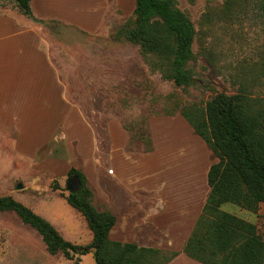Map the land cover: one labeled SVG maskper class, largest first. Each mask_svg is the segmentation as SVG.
<instances>
[{
  "label": "crops",
  "instance_id": "1",
  "mask_svg": "<svg viewBox=\"0 0 264 264\" xmlns=\"http://www.w3.org/2000/svg\"><path fill=\"white\" fill-rule=\"evenodd\" d=\"M127 1L30 0L32 17L22 14L14 2L0 9V141L3 142L0 157L9 148L3 159L11 163V154H15L18 158L15 165L21 167L26 163L25 177H29L26 189L10 191L9 196L19 201L16 194L30 192L36 207L42 201L58 199L61 202L58 208L61 209L37 212L32 208L35 207L32 205L34 202L28 207L48 220L66 240L81 244L85 243L83 238H87L89 243L92 232L84 217L67 203L59 190H53L51 186L44 190L30 187V181L43 174L46 185L55 179L62 186L67 181L68 170L74 167L85 175L93 192L95 208L108 210L115 216V223L109 231L110 239L176 251L177 254L166 264H174L177 258H189L203 264L182 252L209 192L207 172L213 162L202 171L203 174L195 169L198 147L194 142L203 140L181 113L173 117L158 115L149 119L154 150H128L125 147L129 143V135L116 118L109 117L105 122L107 139L103 160L99 155L101 146L96 133L79 105L67 98L65 84L41 32V24L50 20L95 32L109 12L117 17L129 15L131 6L124 12ZM111 4L120 13L111 11ZM70 9L72 14L69 16ZM77 19L94 21L87 26L76 22ZM173 120L179 124L169 125L171 123L168 122ZM183 129L185 131H181ZM28 131L34 133L30 136ZM54 140L63 143V153L41 156V151ZM201 146L206 148L204 144ZM161 150L162 156L153 158ZM187 155V171L172 173L173 162L177 163ZM7 178V174L0 176V186H4ZM144 196L148 200L141 198ZM10 211H1L0 215ZM64 211H68L71 221L62 219ZM76 223L83 227L78 235L79 243L74 239L77 236ZM39 238L45 248L40 234ZM30 250L29 241H23L12 232L6 222L0 223V264H9L1 261L7 259L11 251L19 261L22 257L27 259L25 263L33 264L35 261L27 255ZM46 252L47 257L62 259L65 264H82L85 258L92 262L93 258L92 252H88L79 255V261L75 263L60 252L53 255Z\"/></svg>",
  "mask_w": 264,
  "mask_h": 264
},
{
  "label": "rangeland",
  "instance_id": "2",
  "mask_svg": "<svg viewBox=\"0 0 264 264\" xmlns=\"http://www.w3.org/2000/svg\"><path fill=\"white\" fill-rule=\"evenodd\" d=\"M174 1L176 6L191 19L195 28L192 43L193 58L187 63L194 81L185 88L177 87L172 81L160 77L154 67V54L144 53L136 42L117 35L116 32L125 23L132 24V18L129 17L135 7V0H128L124 7L126 12L131 6L129 15L117 17L109 12L95 32H86L56 20L41 24L46 46L65 84L66 96L79 105L92 125L98 144L101 146L99 155L103 160L107 139L105 122L109 117L116 118L129 135V143L125 148L128 150L139 148L151 152L154 146L150 138L149 119L153 116L173 117L179 115L181 109L192 112L196 108H204L206 102L218 92L225 94L245 92L255 101H264V12L257 7V0ZM12 3V0H0V9ZM110 9L120 13V10L114 8L112 4ZM68 14L69 16L72 14L71 9ZM77 20L76 22L86 23L87 26L94 21V19L93 21ZM173 121L168 122L171 123L169 125L179 124ZM173 131L177 133L175 129ZM32 133L34 132L28 131V135L31 136ZM187 141L189 143L191 139ZM2 143L0 141V148ZM194 143L198 147L195 169L197 173L203 174L202 171H205L212 162L217 161V158L204 141L201 143L206 146L205 149L200 147L202 144L198 140ZM195 145H192L193 149ZM63 151V143L54 140L48 148L41 151L40 155H51L52 152L54 155H60ZM8 152L9 148L2 152L0 157V176L2 174L8 176L6 183L3 182L4 186H0V196H8L10 191H20L29 186V177H25L27 164L16 166L18 158L15 154H11L13 158L11 163L9 160L5 161L3 158ZM161 153L163 154L162 150L153 158L161 157ZM187 157L188 155L184 156L177 163L173 162L174 169L171 168V172L179 174L187 171ZM165 170L169 172V169ZM43 175L37 180L32 179L30 187L44 190L56 181L51 179L46 185ZM17 182H21L23 188L16 189ZM57 190L61 195L67 194L66 181ZM16 196L26 206L33 202L32 205H36L30 192ZM141 198L148 200L145 196ZM59 205L61 202L58 199L51 198L42 201L40 206L32 208L37 212L44 209L53 211L61 209L58 208ZM66 205L69 206L67 203ZM221 209L254 223L264 239V201L259 203L255 212L232 203L222 204ZM10 212L0 215V223L6 222L12 232L23 241H29L31 250L27 255L35 261L33 264H65L62 259L47 257L38 232L23 223L13 211ZM64 212L62 219L71 221L72 218L67 216L68 211ZM76 224L77 236L74 239L79 243L78 235L81 234L83 227L80 223ZM149 232L153 233V230L149 229ZM83 239L85 243L81 244L88 243L87 238ZM13 252L11 251L7 259L1 262L9 264L26 262L27 259L22 257L19 261ZM91 260L92 262L85 258L82 264H96L92 257ZM174 264L199 263L189 258H177Z\"/></svg>",
  "mask_w": 264,
  "mask_h": 264
},
{
  "label": "trees",
  "instance_id": "3",
  "mask_svg": "<svg viewBox=\"0 0 264 264\" xmlns=\"http://www.w3.org/2000/svg\"><path fill=\"white\" fill-rule=\"evenodd\" d=\"M12 1L22 14L32 17L30 0ZM256 5L264 12V0H257ZM129 18L132 24L125 23L117 35L136 42L144 53L154 54V67L162 79L177 87L190 86L194 78L187 63L193 58L195 28L175 1L135 0ZM180 113L217 158L209 166V192L182 252L203 264H263L264 239L256 225L221 205L232 203L255 212L264 201V101H255L245 92H218L204 108L181 109ZM71 175L78 177L80 186L62 196L84 217L92 232L89 243L66 240L48 220L9 195L0 196V212L13 211L41 235L50 254L60 252L75 263L88 252L96 264H166L177 254L110 239L115 216L95 208L92 189L81 171L71 167L67 177ZM51 188L59 189L57 181Z\"/></svg>",
  "mask_w": 264,
  "mask_h": 264
},
{
  "label": "water",
  "instance_id": "4",
  "mask_svg": "<svg viewBox=\"0 0 264 264\" xmlns=\"http://www.w3.org/2000/svg\"><path fill=\"white\" fill-rule=\"evenodd\" d=\"M79 186H80V182H79V179L77 176L71 175L67 178L66 189H67L68 193L75 192L76 190H78ZM15 188L21 189V188H23V184L21 182H17L15 185Z\"/></svg>",
  "mask_w": 264,
  "mask_h": 264
}]
</instances>
